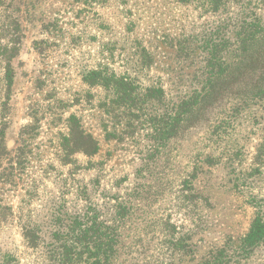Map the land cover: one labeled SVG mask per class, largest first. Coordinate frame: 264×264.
Instances as JSON below:
<instances>
[{"label": "rangeland", "instance_id": "374dc122", "mask_svg": "<svg viewBox=\"0 0 264 264\" xmlns=\"http://www.w3.org/2000/svg\"><path fill=\"white\" fill-rule=\"evenodd\" d=\"M7 2L0 17L17 20L21 43L8 96L0 79V260L48 264L45 243L23 242L21 222L48 239L57 212L91 203L111 219L120 202L113 264H264V235L244 250L252 220L264 222V105L231 109L264 84V36L236 58L227 53L226 73L176 134H156L163 113L199 86L203 40L226 24L238 46V24L264 17V0ZM98 65L132 80L142 107L119 108L112 90L89 87L83 75ZM151 87L165 96H149ZM70 113L95 153L69 140Z\"/></svg>", "mask_w": 264, "mask_h": 264}, {"label": "trees", "instance_id": "16d2710c", "mask_svg": "<svg viewBox=\"0 0 264 264\" xmlns=\"http://www.w3.org/2000/svg\"><path fill=\"white\" fill-rule=\"evenodd\" d=\"M7 1L0 0V10L2 6H7ZM211 1H214L213 3L217 8L220 0ZM225 25L217 26L216 29L211 31L210 36L203 40V46L201 47L206 55L204 66L200 68L199 75L202 77L200 84L189 95L181 96L178 99L175 112L172 113L166 110L163 113L160 120L162 123L156 128V134L160 141H166L173 134H176L184 125L187 119L186 115L214 89V81L226 73L230 62L226 58L227 53L232 54V58H236L239 53L248 50L251 45L250 42L260 40L264 36L263 16L257 15L251 20L243 18L240 21L238 30L232 36L234 38L232 39H236L235 41L239 43L238 46H233L234 43L230 41L231 36L226 34ZM18 29L19 25L15 18L5 22V18L0 17V79L7 96L13 79L11 60L18 54L21 43V34ZM219 42H230L228 44L231 46ZM174 45H177V43ZM98 66L89 69L83 75V80L89 87L99 86L112 90V103H116L119 108L127 107L131 110L142 107L140 104L143 101L141 103V95H139L141 92L136 91L137 87L133 85L132 80L119 76L106 66ZM146 90L149 96L151 93L157 92L160 97L165 96V91L161 87H151ZM251 101L264 105V84L260 85L256 93L249 98H245L242 102H231V109L237 112L238 105L239 108H244L248 104L250 105ZM5 103L7 102H0V110L6 107ZM67 123L69 140L81 141L79 144L86 146L92 143L90 152L84 149L85 146H83V151L90 154L95 153L98 148L96 142L92 135L81 127L79 118L74 113L68 115ZM3 133L4 125H1L0 163L1 158L6 153ZM260 146H264V143L261 142ZM259 154H261L260 149ZM88 204L82 210L76 211L75 214L67 215L65 213L61 218V213L57 212L55 222L48 226V239L42 237L37 224L29 221L21 222L19 229L23 242L28 247H36L40 241L45 243L48 264H113V258L116 257L120 245L119 235L127 211L126 204L117 202L112 205L115 210L111 219H107L101 214L98 204ZM262 235H264V222L262 217L257 215L252 220L249 231L245 236L247 246L244 250L253 248L262 239ZM215 258L216 256H214ZM0 264H10L9 258L0 260Z\"/></svg>", "mask_w": 264, "mask_h": 264}]
</instances>
